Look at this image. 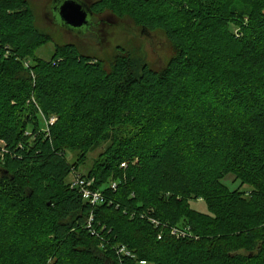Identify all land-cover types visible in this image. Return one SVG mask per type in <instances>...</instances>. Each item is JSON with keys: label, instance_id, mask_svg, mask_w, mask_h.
<instances>
[{"label": "trees", "instance_id": "1", "mask_svg": "<svg viewBox=\"0 0 264 264\" xmlns=\"http://www.w3.org/2000/svg\"><path fill=\"white\" fill-rule=\"evenodd\" d=\"M90 7L175 53L159 69L123 49L107 68L73 44L39 59L51 38L30 1L0 0V264H264V0ZM103 143L82 175L106 197L92 206L69 177Z\"/></svg>", "mask_w": 264, "mask_h": 264}, {"label": "rangeland", "instance_id": "2", "mask_svg": "<svg viewBox=\"0 0 264 264\" xmlns=\"http://www.w3.org/2000/svg\"><path fill=\"white\" fill-rule=\"evenodd\" d=\"M32 11L35 15V26L37 29L45 33L51 38V41L40 47L36 52V58L50 61L55 54L58 45L73 44L76 45L81 53L101 60L107 68L112 67L115 59L121 54V50H125L133 56L141 64L146 63L154 69L164 67L170 58L174 55L175 49L168 42L161 32H143L132 20L119 19L109 12L104 15L110 18L112 24H107L103 32L77 35L68 32L55 24L54 16H57L53 7V0H29ZM90 6L96 0H83ZM59 18V17H58ZM237 37H240V29L235 26L231 27ZM100 33V34H99ZM7 48V47H6ZM5 49V48H3ZM0 46V58L9 56ZM28 61L26 65L32 64ZM109 144H101L95 151L87 155L86 161L80 166L77 174L85 175L92 169L97 158L108 148ZM67 160L70 164L77 163L79 157L75 153L67 152ZM74 178L69 177V182ZM234 177H228L225 180L230 189L239 187V182L233 183ZM241 191H252L250 187L244 186ZM193 209L206 212L205 203L198 201L192 203Z\"/></svg>", "mask_w": 264, "mask_h": 264}, {"label": "built area", "instance_id": "3", "mask_svg": "<svg viewBox=\"0 0 264 264\" xmlns=\"http://www.w3.org/2000/svg\"><path fill=\"white\" fill-rule=\"evenodd\" d=\"M54 122H55V119H51V124H53ZM121 167L126 168L127 167L126 163L122 164ZM71 175H73L74 178H72L70 181V187L71 189L78 190L84 201L90 203L92 206L102 205L106 203V197L104 193H102L100 190L94 189L93 180L82 177V175L77 174V171L74 169L72 170ZM111 188L113 190H116L117 183L113 182L111 184ZM92 221H93V218L90 219L89 228H91ZM150 221L157 228L161 226L160 222L156 220L152 219ZM169 232L172 237H175L177 239H185L191 236V231L189 228L182 229V228L175 227V228H170ZM158 238L159 239L163 238V232H160ZM118 254L127 255V256L131 255L126 247H121L118 250ZM142 264H145V263H142Z\"/></svg>", "mask_w": 264, "mask_h": 264}, {"label": "water", "instance_id": "4", "mask_svg": "<svg viewBox=\"0 0 264 264\" xmlns=\"http://www.w3.org/2000/svg\"><path fill=\"white\" fill-rule=\"evenodd\" d=\"M53 5L58 24L79 34H85L94 17L91 7L85 1L57 0Z\"/></svg>", "mask_w": 264, "mask_h": 264}, {"label": "flooded vegetation", "instance_id": "5", "mask_svg": "<svg viewBox=\"0 0 264 264\" xmlns=\"http://www.w3.org/2000/svg\"><path fill=\"white\" fill-rule=\"evenodd\" d=\"M55 1H57V0H53V3ZM93 16L94 17L92 19V22H91L90 26L86 29L85 34H91V33L93 34V33H97V32H103L107 24L113 23V21L110 20V18L107 19V18H105L104 15L93 14ZM53 18H54L55 24L57 25L58 22H57L56 16L53 15ZM61 27H63V26H61ZM63 28H64V30H66L68 32H72V33L77 34V35H84V34H79V33L75 32L73 29H70L68 27H63Z\"/></svg>", "mask_w": 264, "mask_h": 264}]
</instances>
